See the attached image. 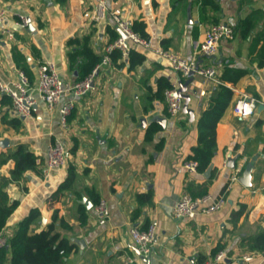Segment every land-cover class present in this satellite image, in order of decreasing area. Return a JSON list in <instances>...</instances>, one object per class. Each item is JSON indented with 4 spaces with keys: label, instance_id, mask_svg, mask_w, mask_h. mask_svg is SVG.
Segmentation results:
<instances>
[{
    "label": "crops",
    "instance_id": "0c3cea01",
    "mask_svg": "<svg viewBox=\"0 0 264 264\" xmlns=\"http://www.w3.org/2000/svg\"><path fill=\"white\" fill-rule=\"evenodd\" d=\"M210 1L217 9H209L201 20L200 0H103L109 9L120 8L131 23L144 24L151 49L132 46L145 58L135 67L128 58L107 67L99 63L88 94L63 96L62 102L73 100L74 107L62 128L59 115L48 111L37 92V65L52 62L62 84H72L82 79V59L73 61L71 56L83 41L101 58L117 29L109 17L93 19L89 0H0L5 26L12 32L11 39L0 36V81L10 83L23 71L36 100L31 115L17 119L10 99L0 94V155L23 145L37 165L8 185L9 198L18 204L3 233L10 238L36 209L39 217L31 231L54 223L55 231L73 245L63 264H125L126 258L135 259L131 264H204L219 251L225 258L216 264H264V0ZM18 15L29 19L28 27L16 26ZM245 19L253 25L247 37L223 40L214 57L196 56L209 25L233 27ZM156 47L213 67L216 75L181 77L153 54ZM226 68L246 73L235 83L223 82ZM160 79L182 91L186 111L176 118L168 117L164 100L157 99ZM220 85L232 91V98L215 127V154L204 172L190 171L183 164L197 145V121ZM244 96L254 98L257 107L239 121L232 108ZM55 140L64 143L67 160L45 178L47 148ZM14 164L7 159L0 177H9ZM70 167L76 178L68 190L57 193ZM235 168L241 172L232 181ZM246 168L250 172L244 181ZM184 193L214 199L223 195L225 203L213 214L174 219L172 209ZM138 195H144L140 203ZM101 199L109 210L102 225L94 212ZM150 225L155 241L150 254L142 257L129 230ZM247 254L252 259L245 263Z\"/></svg>",
    "mask_w": 264,
    "mask_h": 264
},
{
    "label": "built area",
    "instance_id": "2783aa9c",
    "mask_svg": "<svg viewBox=\"0 0 264 264\" xmlns=\"http://www.w3.org/2000/svg\"><path fill=\"white\" fill-rule=\"evenodd\" d=\"M93 5V19L103 21L107 17L111 19L117 29V37L103 48L100 64L98 66L107 67L111 65V56L113 52L118 51L120 58L127 59L131 46H140L145 49H151L149 40L141 38L131 28V22L126 18L120 8H107L103 0H89ZM30 24L26 16L18 15L16 26L26 28ZM0 36L7 39L12 38V32L5 26V11L0 8ZM235 38L231 26L226 23H217L209 25L203 34V39L199 44L196 56L200 58H211L217 53L220 43L223 40H232ZM154 55L163 60L167 66L181 77L189 78L190 74L199 75L207 79H213L216 70L213 67H203L193 60H186L171 50L156 47L152 49ZM98 66L86 77L77 80L72 84H62L55 70L54 64L50 61H41L37 65V85L36 89L40 99L45 103L49 112L59 115L60 126L66 128L68 117L74 107L73 100L62 102L65 95L82 97L93 89V76ZM0 94L10 99V109L12 115L17 119H23L31 115L32 109L36 105V100L30 93V83L28 76L21 70L17 71L16 80L10 83L0 81ZM164 104L166 113L170 118H176L184 112L183 96L180 88L171 83L170 87L164 90ZM257 107V101L249 96L238 99L232 108L234 116L239 121L248 119L253 115ZM67 149L63 142L55 140L47 148L46 163L42 170L43 176L48 175L65 165L67 160ZM183 166L195 171L197 163L186 161ZM241 170L235 168L231 180H236ZM225 203L223 195L213 198L206 194L194 196L191 194H181L172 209L174 219H194L198 214H213L220 210ZM95 218L98 224H105L109 218V210L104 200H99L94 206ZM129 237L138 248L139 255L147 257L150 254L151 247L155 241V230L150 225L146 230H138L132 227L129 230ZM9 237L0 232V248L6 246ZM225 254L219 251L212 260H207L204 264H216L224 260ZM252 256L247 254L242 257V261L247 263ZM135 259L126 258L125 264H131Z\"/></svg>",
    "mask_w": 264,
    "mask_h": 264
},
{
    "label": "trees",
    "instance_id": "16d2710c",
    "mask_svg": "<svg viewBox=\"0 0 264 264\" xmlns=\"http://www.w3.org/2000/svg\"><path fill=\"white\" fill-rule=\"evenodd\" d=\"M209 9L215 10L217 6L210 0H200L199 12L201 20L205 19V15ZM213 22L215 23L216 20H213ZM144 27V24L141 22L131 23L132 30L141 38L147 39L148 36L144 31ZM232 29L235 36L239 35L245 38L250 34L253 25L249 19H245L238 21ZM115 38L116 37H114V39ZM113 40H111V42ZM76 57H81L82 59L78 66L79 78H84L91 74L101 61V58L93 54L87 47L85 40L80 50L71 56L73 61ZM119 58V52H113L111 56L112 62ZM128 59L130 67H135L140 65L145 58L131 46ZM258 65L262 66L263 62ZM245 73L246 72L241 70L226 68L220 76V80L223 82L235 83L244 76ZM158 84V90L156 92L157 99L164 100V90L170 87V83L164 79H160ZM231 98L232 91L220 85L211 95L208 106L197 121V145L191 149L190 154L187 156V160L197 163L196 170L200 173L208 168L215 154V127L223 111L231 101ZM9 158L13 159L15 164L10 171L9 177H0V232L4 230L8 218L18 204L17 201L9 198L7 193L8 185L13 181H19L25 173L33 171L37 167L36 157L23 145H18L9 152L8 155L1 154L0 166L6 163ZM68 173L67 180L61 184L57 193L68 190L74 182L76 178L74 169L70 167ZM146 196L149 197L150 194ZM142 197H144V195L137 196V201L139 203L142 202ZM81 212L86 215L84 209H82ZM38 217V210L31 209L17 224V228L8 239L6 246L0 248V264H63V259L71 252L73 245L55 231L54 223L50 224L46 230L38 232L31 231V225ZM85 220L86 216L81 217V224H84Z\"/></svg>",
    "mask_w": 264,
    "mask_h": 264
},
{
    "label": "water",
    "instance_id": "95a60500",
    "mask_svg": "<svg viewBox=\"0 0 264 264\" xmlns=\"http://www.w3.org/2000/svg\"><path fill=\"white\" fill-rule=\"evenodd\" d=\"M192 76H193V74L191 73L189 77H192ZM180 92H182L181 89H180ZM183 109H184V111H186V105L183 106ZM158 121H159L161 124H164V121H165V120L162 119V118H158ZM249 172H250V168H246V169L243 171V174H242V177H243V178H242V179H243L244 181L247 180V178H248V176H249ZM85 204H86L87 208L90 207L89 202L85 201Z\"/></svg>",
    "mask_w": 264,
    "mask_h": 264
}]
</instances>
